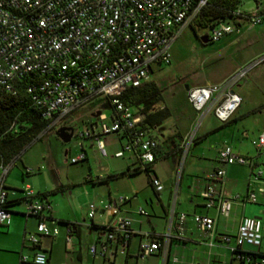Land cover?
Segmentation results:
<instances>
[{"label": "built area", "instance_id": "1", "mask_svg": "<svg viewBox=\"0 0 264 264\" xmlns=\"http://www.w3.org/2000/svg\"><path fill=\"white\" fill-rule=\"evenodd\" d=\"M207 3L208 0H0V89L13 91L15 78L32 72L25 89L45 121L40 134L66 124L72 127L76 137L91 139L102 156L107 155L103 136L114 134L121 143L113 156H130L141 170L150 169L147 171L149 182L158 191L162 184L151 172L158 140L140 126L144 112L125 105L119 95L126 86L150 79L153 63L170 61L171 42ZM263 11L264 0H254L248 10L237 8L232 14L251 26L260 21ZM233 27L232 20L220 18L209 27L207 38L217 40ZM263 61L264 51H261L216 82L188 86L186 99L198 114L196 126L208 112L221 122L228 120L241 101L233 87ZM91 103L94 106L84 124L74 130L75 124L68 115ZM97 110L98 114L93 116ZM193 135L194 131L186 139L180 163ZM252 143L257 148L264 144V130L259 131ZM78 147L80 151L69 158L70 162L84 159L80 139ZM218 162V166L204 175L203 187L198 191L204 206L214 208L215 215L192 214L194 222L209 236L213 235L216 216L228 215L233 201L256 200L254 190L228 196L215 187L223 181V164L251 165L252 158L225 144L219 149ZM9 165L10 162L0 163V224H7L10 218L3 181ZM261 172V169L250 171L248 182L258 181ZM263 189L257 186V190ZM22 192L25 213L40 216L36 232H27L25 239L35 244L37 233L55 235L57 228L49 227L41 217L51 209L50 202L27 185ZM127 198L117 194L102 204L110 215L105 224L106 236L108 239L120 236L121 246L126 245V237L133 232L130 218L119 213V205ZM87 206V214L91 216L95 204L88 202ZM136 211L147 213L141 206ZM173 214L172 202L170 216ZM185 217V212L176 214V228L181 229ZM148 235L149 238L139 242L138 257L161 249V241L166 236L164 233ZM222 239L227 242L229 236L223 235ZM65 240L69 247V234ZM233 241L230 249L235 264L264 263L258 217L242 215ZM245 244L252 248L244 249ZM101 247L104 249V245ZM89 251L95 253L93 244ZM27 263L45 264L46 255L42 250L34 251L31 256L21 254L19 264Z\"/></svg>", "mask_w": 264, "mask_h": 264}, {"label": "crops", "instance_id": "2", "mask_svg": "<svg viewBox=\"0 0 264 264\" xmlns=\"http://www.w3.org/2000/svg\"><path fill=\"white\" fill-rule=\"evenodd\" d=\"M263 18L264 11L261 14L260 21L252 26H248L243 19L235 18L232 31L222 35H226V41L219 46L220 49H216L209 53L212 57L224 58L221 59V61L219 60L220 62L216 67L213 63V65L205 71L203 80L197 84L216 82L255 54L264 51V31L257 33L256 31L251 30V28L257 24L262 25L264 22ZM201 40L202 42L210 41L205 36L201 37ZM261 41H263V44H259ZM224 48L229 50V52L222 51ZM224 52H228L229 55H226ZM214 53L217 54L214 55ZM249 74L251 75L250 72ZM249 74L244 80L240 81L233 87L240 97L241 94H243L245 102L246 100H250L245 92V85L248 83L250 77ZM259 79L258 83H256L258 87L255 88V90L261 91L264 89V78L260 76ZM259 86H261L260 89ZM241 102L242 98L238 107L241 105ZM254 102L258 103V105H255L256 107L260 106L262 103H260L259 99H256ZM247 110L248 109L239 112V115L237 116L244 115ZM233 113L230 118L225 122H222V124L226 125L231 121L236 122L238 117ZM215 129L216 127H213L208 130ZM153 131V129H150V134H156ZM242 133L246 136V129L245 132ZM202 134L203 133L198 136L196 135L192 143H196L198 139L206 136V134ZM114 136L117 139V145H112L110 151L117 149L121 143V139L116 135ZM83 139H87L85 143L89 144L91 152L94 155L102 156L91 139ZM85 143L81 141L85 152L84 159H87L88 153L85 148ZM231 148L235 152L252 158V164H223V181L222 183H216L215 187L221 190L224 195L228 196L236 192L243 194L247 190H254L256 200L255 202L246 201L244 203L233 201L228 215L223 216L219 214L216 216L212 236H209L198 227L192 218V214L200 213L215 215L214 208L204 206L203 199L198 194V191L203 187L204 175L210 169L219 165V162L216 159L211 160L209 157H204L201 154L195 155L189 160V166H191L190 169H187V172H190L189 175L182 178L181 169L178 178H176L175 163L177 156L174 149L170 148L168 144L166 146L164 143H161V145L155 149L154 161L159 159V157L164 156L168 162L167 168H169L174 174L175 184L172 185L175 189L173 187V196H175V191L180 185L184 187V191L186 192L183 199L181 197L178 199V202L182 200L184 204L179 202V206L174 205V214L172 216H170V209L172 202L175 201L172 199L168 211V200L171 196V188L165 187V184L157 191L149 182L152 194L140 193L139 189L135 188L132 184L127 188L119 189L122 192L112 193L109 181L123 175L129 177L134 174L131 173V169L135 164L130 156H122L120 157L123 158L122 161L106 167V176L104 177L103 175L101 180H104L107 184V193L104 196H100L99 201L96 200V198L99 199V196L92 195L93 200H95H92L95 204V209L91 216H88V210L86 208V203L90 201L88 193L91 190L90 187L74 181L69 183L56 181L54 187H46L45 183L42 184L40 181L33 183L30 178H23V176L30 174L34 170H39V165L33 170L31 167H24L23 171H21V179L24 180V185L19 188V191H21L20 194H17L14 191H9L8 189L13 190L12 188L14 187L5 185L7 199L13 201L8 204L10 209L9 222L7 224H0V264H19V257L21 254L31 256L36 250H42L45 253V264H235L236 261L231 256L230 246L234 243L233 237L242 215L259 218L261 249L264 248V189L263 191L257 190V186L259 185L264 188V174L261 172L263 177H260L258 181L248 182L250 171H253L254 167L259 163L258 148L257 152L254 153L251 151V147L245 145L241 140H239L237 146L234 144ZM153 163L151 166V172H153L162 183L163 179L156 173ZM90 169L91 167L89 166V173ZM123 171L125 172L120 175H115ZM240 183H242V187L238 188L237 186ZM26 185L34 192L41 193L42 197L50 202L51 209L43 212L41 217L49 227L55 226L57 228V233L55 235L37 233L38 240L35 244L26 240L25 234L27 232H36V223L40 219V216L26 214L24 207H14V205L19 204L21 201L23 202V199L21 198L23 194L22 189ZM82 188L88 189L83 191ZM15 189L18 190L17 188ZM55 192H58L64 198V202L71 208V210L63 212L59 207L52 206L50 196ZM80 193H83L86 199H82ZM117 194L128 196V198L119 205V213L130 218V229L133 231L126 237L125 246H121L123 241L120 236L108 239L104 228L106 222L110 219V215L103 210L102 204L109 199H112ZM54 200L57 204L59 203V200L55 199V197ZM248 203L258 204V206L252 209L251 213L247 215L245 209ZM138 206H141L147 213H138L136 211ZM78 209H82L83 211L79 212ZM178 212L186 213L181 229L176 228V214ZM167 222L168 225H166ZM67 227H70L68 232ZM148 233L150 235L164 233L166 236L161 241V249L143 257H138L137 252L139 251V242L143 239L149 238ZM67 234L70 235L69 247H67L65 240ZM223 235L229 236L227 242L222 239ZM92 244L95 246L94 254L89 251V247ZM102 245H104V249L101 247ZM243 248L251 249L252 247L245 244L243 245Z\"/></svg>", "mask_w": 264, "mask_h": 264}, {"label": "rangeland", "instance_id": "3", "mask_svg": "<svg viewBox=\"0 0 264 264\" xmlns=\"http://www.w3.org/2000/svg\"><path fill=\"white\" fill-rule=\"evenodd\" d=\"M253 5L254 0L239 1V8L242 10H248ZM257 25L253 26L251 30L257 33L264 31V22L262 25ZM205 33H209L208 26L195 27L194 29L190 26L184 27L170 44V61L160 64L156 62L153 63L150 73V79H153L161 87V99L157 101L153 107L159 108L166 106L169 109V115L153 129V132L161 138L158 140L160 143H164L166 146L168 144L170 148L174 149L177 156L175 163L176 178H178L181 169L182 178L189 175L190 172H187V169L191 168V166H189V160L195 155L201 154L204 157H209L211 160H218L219 149L225 144L231 146L235 144L237 146V143L241 140L245 145L251 147V151L254 153L257 152V147L252 143V140L257 137L259 131L264 130V89L261 91L255 90V88L258 87L256 83L260 80L259 77L261 76L264 78V61L253 68L250 71V77L248 76L249 80L245 85V92L250 100H246L245 102L243 94H241V105L233 113L237 116L239 112L248 109L244 115L237 116L236 122L231 121L224 125L213 113L209 112L204 115L200 124L196 126L198 114L186 99L185 84L188 86L200 83L203 80L205 71L213 65V63L215 67L219 64L224 57L215 58L209 55V53L216 49H220L219 46L227 39L226 35H224L214 41L202 42L201 36ZM259 44H263V41ZM222 51L229 52V50L225 48ZM228 52L224 53L229 55ZM215 54L217 53H214V55ZM260 88L261 86H259V89ZM256 99H259L260 103L262 102L260 106H255L258 105V103L254 102ZM94 104H96V101ZM94 104H88L68 115V118L72 119L75 124L73 127L74 130L82 127L88 117L89 110ZM101 105L102 104H98V106ZM102 108L107 111L104 106ZM61 125L62 124L57 125L46 131L44 133L45 135L43 134L41 138L32 141L10 161L9 168L3 179L4 185L14 187L12 188L13 190H8L20 194L21 191L15 188H21V186L24 185V180L21 179V171H23L24 167H31L33 170L39 165V170H34L30 174L23 176V178H30L33 183L40 181L42 184L45 183L46 187H54L56 181L66 183L74 181L82 183L91 189L90 192H88L90 198L89 202L95 201L93 200V194L99 196V199L96 198V200L99 201L100 196H104L107 193V184L104 180H101L103 175L104 177L106 176V167L123 160V158L114 157L113 150L110 151L112 145H117V139L113 134L104 135L102 139L105 144L107 155L96 156L91 152L89 144L85 143L87 139L79 138L72 134L68 141L65 142L60 140L55 134V130ZM213 127H216V129L208 130ZM245 129L247 132L246 136L242 133L245 132ZM192 131H194L193 138L187 150H185L183 160L180 163L186 139ZM201 133H203L202 135L206 134V136L198 139L196 143H192L195 136L201 135ZM79 139L85 143V148L88 153L87 159L70 162L69 158L80 151L78 147ZM258 149L259 163L254 167V170L261 169L263 172L262 174H264V144ZM166 160L167 159L162 156L155 160L153 164L156 173L163 179L161 183L162 186L165 184V187L171 188V196L168 200L169 211L172 199L175 201L173 202V207L174 205L179 206L182 200L179 201V203L178 199L179 197L183 199L186 192L184 191V187L180 185L175 191V196H173L175 178L172 171L167 168L168 162ZM89 166L91 167L90 173L88 170ZM262 174L259 177H263ZM109 184L112 193L122 192L119 189L127 188L132 184L135 188L139 189L140 193L152 194L148 177L143 170L129 177L123 175L114 178L109 181ZM237 187L241 188L242 183ZM86 189L82 188L83 191ZM80 194L82 199H86L83 193ZM50 197L52 206L59 207L63 212L71 210L58 192H55ZM54 197L59 200L58 204L55 202ZM87 204L88 202L86 203V208L88 210ZM182 204H184V202H182ZM256 206H258V204L248 203L245 209L246 214H250L252 209ZM14 207H24V203L21 201L19 204L14 205ZM78 211L80 212L83 210L78 209ZM166 225H168V222Z\"/></svg>", "mask_w": 264, "mask_h": 264}, {"label": "trees", "instance_id": "4", "mask_svg": "<svg viewBox=\"0 0 264 264\" xmlns=\"http://www.w3.org/2000/svg\"><path fill=\"white\" fill-rule=\"evenodd\" d=\"M240 0H208L201 12L189 24L191 28L211 27L218 19L234 21L236 16L232 12L239 8ZM241 9V8H240ZM207 37L202 35L201 37ZM32 72L25 73L14 80L13 91L0 89V163L10 162L20 151L32 141L41 138L40 134L45 126L40 112L30 100L25 86L29 82ZM119 99L125 104L137 107L144 112V118L140 126L147 131L154 129L169 115L166 106L154 108V104L161 99V87L153 79L142 81L138 85H128L120 93ZM45 135V134H44ZM161 135V134H160ZM157 140L161 139L157 134L153 135ZM161 145L158 141L157 147ZM154 162V161H153ZM152 162V163H153ZM141 169L136 165L131 173ZM150 169L143 170L147 175ZM119 172L115 175H120ZM6 187V186H5ZM20 190L19 188H17ZM41 196L42 194L39 193ZM22 198V196H21ZM13 200L6 199V204ZM105 228V226H104Z\"/></svg>", "mask_w": 264, "mask_h": 264}, {"label": "water", "instance_id": "5", "mask_svg": "<svg viewBox=\"0 0 264 264\" xmlns=\"http://www.w3.org/2000/svg\"><path fill=\"white\" fill-rule=\"evenodd\" d=\"M187 88V85L185 84V89ZM98 114V110L93 113V116ZM55 134L57 137L62 141H68L70 137L72 136V127L68 125H61L55 130Z\"/></svg>", "mask_w": 264, "mask_h": 264}, {"label": "flooded vegetation", "instance_id": "6", "mask_svg": "<svg viewBox=\"0 0 264 264\" xmlns=\"http://www.w3.org/2000/svg\"><path fill=\"white\" fill-rule=\"evenodd\" d=\"M62 125H66V124H62Z\"/></svg>", "mask_w": 264, "mask_h": 264}]
</instances>
